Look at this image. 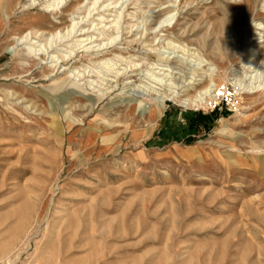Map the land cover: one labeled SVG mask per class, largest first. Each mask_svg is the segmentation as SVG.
<instances>
[{
    "label": "rangeland",
    "instance_id": "obj_1",
    "mask_svg": "<svg viewBox=\"0 0 264 264\" xmlns=\"http://www.w3.org/2000/svg\"><path fill=\"white\" fill-rule=\"evenodd\" d=\"M63 1L0 0V264H264V0Z\"/></svg>",
    "mask_w": 264,
    "mask_h": 264
},
{
    "label": "bare ground",
    "instance_id": "obj_2",
    "mask_svg": "<svg viewBox=\"0 0 264 264\" xmlns=\"http://www.w3.org/2000/svg\"><path fill=\"white\" fill-rule=\"evenodd\" d=\"M65 1V0H64ZM63 1V2H64ZM37 2V1H36ZM50 2V1H49ZM97 2V1H96ZM53 3H54V1H53ZM58 4V6L60 5V2H55L54 4ZM66 3V2H65ZM46 4V3H45ZM53 4V5H54ZM48 5H46L45 7H47ZM49 7H51V6H48L47 8H49ZM57 7V6H56ZM56 7H54V9L56 8ZM45 11H46V8H45ZM47 11H49V9L47 10ZM52 10H50V12H51ZM53 11H55V10H53ZM52 11V12H53ZM114 11V10H113ZM77 31V30H76ZM73 32H74V29H73ZM72 31L70 32V33H73ZM32 35V34H31ZM35 35H36V37L38 36V33L36 32L35 33ZM58 36V35H57ZM55 37V36H54ZM67 37V36H66ZM26 38H28L29 39V34H28V36L26 37ZM33 40V38H31V41ZM46 40V39H45ZM57 40V39H56ZM55 42V39L53 40V43ZM46 43H48V42H46ZM71 44V43H70ZM39 45V44H38ZM52 45V44H51ZM45 46V45H44ZM48 45H46V50H45V52H43V55H44V53L45 54H48V47H47ZM68 46V45H67ZM104 46V45H103ZM39 47V46H38ZM43 48V47H42ZM41 48V49H42ZM40 49V48H39ZM40 49V50H41ZM102 49V48H101ZM44 50V49H43ZM38 52L39 51H37V50H35V54L34 55H39L38 54ZM34 53V52H33ZM33 55V54H32ZM42 55V54H41ZM66 55V54H65ZM255 56H257L258 55V53H256L255 52V54H254ZM60 57L58 58V60H55L54 62H56L57 64H59V62L61 61V63H64L66 60H68V59H70L71 58V56H72V53L70 54V56H69V58H67V56H61V55H59ZM69 63H70V61H69ZM260 64H263V66H264V59L262 60V62L260 63ZM63 65V64H62ZM61 68V67H60ZM59 68V69H60ZM58 69V70H59ZM67 70V68H65L63 71H66ZM105 74V73H104ZM193 82H191V84H192ZM190 84V83H189ZM213 86H209L208 88H206V89H204L203 91H201L199 94H198V96L197 97H195L194 99H191V98H183L179 93H177V94H175L174 96H173V99H179L180 98V100H181V102L184 104V105H186V106H198V104L200 103V102H202L203 100H204V97L203 96H208V95H210L211 93H212V88ZM176 93V92H175ZM211 96V95H210Z\"/></svg>",
    "mask_w": 264,
    "mask_h": 264
},
{
    "label": "trees",
    "instance_id": "obj_3",
    "mask_svg": "<svg viewBox=\"0 0 264 264\" xmlns=\"http://www.w3.org/2000/svg\"><path fill=\"white\" fill-rule=\"evenodd\" d=\"M219 110H215L212 114H204V113H199L198 116L195 118L194 121L191 122V126L193 128H200L204 127L206 130L209 129V124H210V119L214 118V114L216 115Z\"/></svg>",
    "mask_w": 264,
    "mask_h": 264
}]
</instances>
